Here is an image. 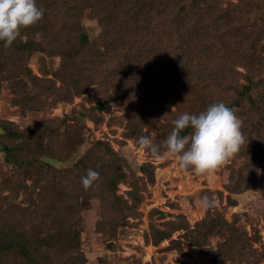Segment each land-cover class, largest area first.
Wrapping results in <instances>:
<instances>
[{
	"label": "rangeland",
	"instance_id": "1",
	"mask_svg": "<svg viewBox=\"0 0 264 264\" xmlns=\"http://www.w3.org/2000/svg\"><path fill=\"white\" fill-rule=\"evenodd\" d=\"M48 20L60 32L55 39L69 41L67 46L48 39V45H53L46 46L49 51L12 53L9 62L0 61V126L6 128L0 134V225L11 223L27 230L49 264L80 260V264H247L246 260L264 264L262 36L253 35L243 48L258 52L255 57L246 51L244 58H236L237 63L257 67L236 65L237 72L230 76L234 89L211 97L184 89L182 79L173 77V46H152V54L145 59L142 52H135L124 74L128 79L119 80L115 72L121 58L102 46L104 36L95 13L84 9L77 19L87 46L67 39L69 25L63 16ZM31 28L23 27L15 40H26L23 34ZM11 47L0 46V51ZM219 101L236 104L244 142L215 170L200 174L191 167L181 169L177 157L166 149L153 156L136 143L144 135L162 145L179 114L199 113ZM40 122L53 128L43 138L48 145L42 149L49 153L41 151V170L27 177L24 170L41 147H33L27 155L22 152L24 140L16 134ZM187 132L190 129L181 135ZM96 141L102 144L92 146ZM4 146L13 148L15 163L5 160ZM109 148L116 154L110 157L113 169L125 175L114 192L120 203L117 208L101 196L99 190L107 187L106 182L98 179L85 189L78 172L88 163L83 157L90 149L94 159ZM76 163L79 168L74 167ZM204 194L213 202L210 207L200 203ZM126 207L131 211L119 210ZM212 217L224 220L213 234H208L207 224L196 227ZM44 221L51 228L45 234ZM171 223L190 231H172L156 242L155 230L171 232ZM71 224L79 232L76 251L75 244L64 240ZM231 226L236 229L230 230ZM191 232L202 246L190 243ZM231 233H239L240 246L222 247ZM242 246L247 248L243 252ZM4 257L0 255V264H11Z\"/></svg>",
	"mask_w": 264,
	"mask_h": 264
},
{
	"label": "trees",
	"instance_id": "2",
	"mask_svg": "<svg viewBox=\"0 0 264 264\" xmlns=\"http://www.w3.org/2000/svg\"><path fill=\"white\" fill-rule=\"evenodd\" d=\"M36 3L38 7L42 6L44 9L42 17L32 24L33 28L30 31L23 34L28 36L26 40H14L10 44L11 48L0 51L1 62H9L13 58L12 53L17 55L23 52L30 53L34 50L49 51L51 48L46 46L53 45H48V39L53 42L57 41L60 46H67L69 41L65 43L55 39L56 33L60 32L55 30V26L48 20L49 18L56 19L63 16L64 24L69 25L67 39H70V42H75L77 46H87L89 41L84 34L83 27L77 24L78 15L84 9L95 13L96 19L101 25L102 36H104L102 46H107L108 52L116 53L121 58L117 66L118 71L115 72L119 80L122 77L125 80L128 79L124 74L134 62L132 56L135 52H142L141 56L145 59L152 54V46H173L170 47V52L173 55L172 61L174 60L172 63L173 77L178 78L179 81L182 79L184 89L203 96L225 95L234 89L230 76L237 72L235 68L238 66L236 65H240L244 69L257 67V64L236 62L237 57L244 58L247 55L246 51L254 57L258 53L251 48L244 50V46H248L249 39L253 35L262 36L261 46H264V0H240L235 4L226 0H36ZM257 21L261 24L256 25ZM258 28L260 29L258 30ZM20 30L22 32L23 27ZM75 39L77 41H74ZM0 46H5L3 41H0ZM35 46H37L36 49ZM71 46H74V43H71ZM70 52L67 51L66 54L70 56ZM62 68H64L63 64ZM112 72L114 74V71ZM111 76H113L112 79H115L114 75L111 74ZM119 80L118 84L121 82ZM60 81L62 84L65 83L62 79ZM242 88L244 89V87ZM226 105L234 110L237 108L236 104L232 102ZM1 128L5 132L6 128L2 125ZM51 128L48 123L40 122L16 134L24 140L22 141V152L27 155L33 150V147H41V150L28 163L27 169L24 170L27 177L31 175V172L36 174L38 170H41L42 164L38 158L42 153H49L42 147L48 145L43 141L44 133H51ZM100 144H102L101 141H96L92 146ZM2 152L5 154L7 162L15 163L13 148L4 146ZM92 152L93 149H90L84 155L83 160L88 163L83 164L82 170L78 169V172L84 176L89 168L98 171L99 181L102 184L106 182L107 186L105 189L99 190L101 196L104 197L105 202L107 201L106 204L114 205L113 207L117 208L120 203L115 200L117 195L114 192L117 184L123 181L125 175L120 170L116 172V168L113 169L114 162L110 157L116 156V154L109 148L101 154L95 155L93 159V155L90 156ZM91 162L92 166L89 164ZM78 164L80 163L74 164V167L79 168ZM126 209L131 211V207L119 210ZM215 218L203 220L196 227L207 224L205 228L209 230L208 234H213L215 229L220 228L224 222L221 217ZM45 222L43 224L44 234L49 229L51 230ZM182 229L185 232L190 231L179 224L171 223L169 228L171 232L156 229V234H153L152 237L156 242H159L169 237L172 231ZM235 229L230 227V230ZM196 233L199 232L196 231ZM194 235L192 232L190 233V237L193 236L190 243L194 246H202ZM238 235L239 233L237 235L236 233L228 234L221 246L236 245ZM29 236L25 229L17 228L11 223L1 224L0 255H5L4 259L10 261L11 264H49L48 257L42 256L40 253L41 250L36 245L38 242L35 240L33 242ZM203 239L205 238L203 237ZM64 240H67L71 245L75 244V251L79 249V232L75 225L71 224L67 228ZM237 246L240 244L238 243ZM246 249L244 246L240 248L242 252ZM80 261L75 264H80ZM246 262L248 264L250 261L246 260Z\"/></svg>",
	"mask_w": 264,
	"mask_h": 264
},
{
	"label": "clouds",
	"instance_id": "3",
	"mask_svg": "<svg viewBox=\"0 0 264 264\" xmlns=\"http://www.w3.org/2000/svg\"><path fill=\"white\" fill-rule=\"evenodd\" d=\"M43 12L36 0H0V41L9 46L20 35V29L36 23ZM171 124L162 145L144 135L139 136L136 143L153 156H159L164 148L177 157L181 169L191 167L200 174L215 170L238 152L244 142L240 119L234 109L222 101L209 104L199 113L183 112ZM185 129L190 132L181 135ZM99 178V172L89 168L81 177L82 186L87 189ZM200 203L207 208L213 202L204 194Z\"/></svg>",
	"mask_w": 264,
	"mask_h": 264
},
{
	"label": "water",
	"instance_id": "4",
	"mask_svg": "<svg viewBox=\"0 0 264 264\" xmlns=\"http://www.w3.org/2000/svg\"><path fill=\"white\" fill-rule=\"evenodd\" d=\"M3 133V129L1 128V126H0V134H2Z\"/></svg>",
	"mask_w": 264,
	"mask_h": 264
}]
</instances>
